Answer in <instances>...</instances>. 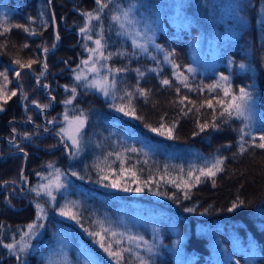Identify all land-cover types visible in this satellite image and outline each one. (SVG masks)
Here are the masks:
<instances>
[{
    "label": "trees",
    "instance_id": "1",
    "mask_svg": "<svg viewBox=\"0 0 264 264\" xmlns=\"http://www.w3.org/2000/svg\"><path fill=\"white\" fill-rule=\"evenodd\" d=\"M50 1L0 0V63L14 71L19 70V79L25 85L22 94L3 103L0 114V264H47L46 256L60 239L58 235L62 231L59 230L68 231L79 243L76 246H83L103 264H115V261L89 233L100 232L106 244L113 243L114 250L117 248L115 241L120 240V248L130 249L123 253L120 264H139L137 248L151 239L147 229L151 223L160 226L158 236L161 241H155L154 254L144 257L149 264H177V253H180L181 264H264V150L246 145L248 150L244 154L239 152L238 130L244 120L235 115L221 116L223 106L217 101L231 97H225L222 88L208 87L217 83L222 85L220 74L227 75L232 92L246 87L254 102L255 117L250 122L252 132L256 136L264 134V0H232L238 2L237 14L241 21L233 37L234 43L227 41L224 46L218 42L215 65L203 75H192L187 71L191 63L190 42L197 34L195 26L178 31L169 26L165 33H159L155 44L147 46V51L143 52L132 47L115 28L112 16L117 11L116 5L122 4L123 0H105L108 7L100 13L101 19L89 24L93 25L92 38L103 37L104 56L112 54L106 60L101 58L97 64L102 79L107 76L108 83L115 80V87H110L109 95L104 97L74 85L76 67L85 58L84 52L90 45L80 29L85 27L84 13H93L96 9L95 0H52L51 4ZM133 1L140 3L139 9L144 3L155 6L156 2H164ZM197 1L182 0L185 2L182 12L199 23ZM225 1L231 0L206 2L207 21L203 22V30L199 32L207 41L212 37L225 40L222 31L234 22L232 18L222 19L225 14L219 9ZM14 25L27 27L35 35ZM4 28L9 31L4 32ZM55 30L61 43L53 53L43 56L44 48L52 50L57 46ZM25 44L28 47H24ZM169 53L171 55L165 61L164 57ZM43 57L49 68L48 91L55 105L51 111L40 115L33 101L42 106L52 105L44 89L36 84ZM16 59L23 63L28 60L39 62L31 69L21 70L13 63ZM101 64L104 66L100 67ZM109 69L125 71L109 72ZM137 69L144 75L139 76ZM174 73L182 74L188 87L181 83L182 76L178 79ZM164 79L170 84L162 85ZM73 87L77 97L71 104L63 105L64 96ZM137 88L144 89L146 95L141 96ZM126 93H132L130 102ZM181 98H186L183 103ZM208 100L212 101L213 108L207 106ZM113 105L128 106L135 114L125 116ZM81 113L87 122L81 132L80 154L72 159L68 144L55 132L57 123L54 130L45 132L43 119L80 116ZM201 116L218 127L201 131L197 126ZM161 124L165 129L172 127L171 139L166 132L160 135L150 130ZM14 129L17 135L25 138L12 136ZM123 134L139 140L130 143ZM141 138L146 139L147 144H153L152 155L141 150ZM9 139L14 141L9 142ZM12 150L16 153L12 154ZM205 158L208 163L203 161ZM217 158L223 159V171L214 178L201 177V182L196 183L198 170L210 166ZM193 161L195 166L191 165ZM23 169L22 178L25 176L28 181L19 184ZM57 170L63 187L55 191L53 204L42 201L47 215L44 232L24 263L20 256L18 259L8 255L3 243L23 232L35 220L29 188L44 174L57 177ZM189 171L193 173L191 178ZM73 172L76 175H72ZM103 176L108 179L103 180ZM113 180H118L120 187L112 188ZM183 181H190L193 186L185 189ZM19 185L24 187L23 195H18ZM125 187L129 190L124 191ZM137 188L141 191L137 192ZM138 203L147 204V207L138 206ZM234 203L238 206L232 208ZM66 204L78 214L79 222L59 214ZM156 206L165 211L156 212ZM126 215L147 222L141 226L133 222L124 224L122 218L126 219ZM167 222L177 229L176 238L182 239L179 252L170 247L172 233ZM102 228L110 230L109 233L102 232ZM110 232L117 235L113 237ZM130 236L143 239L130 242Z\"/></svg>",
    "mask_w": 264,
    "mask_h": 264
},
{
    "label": "rangeland",
    "instance_id": "2",
    "mask_svg": "<svg viewBox=\"0 0 264 264\" xmlns=\"http://www.w3.org/2000/svg\"><path fill=\"white\" fill-rule=\"evenodd\" d=\"M212 2L215 1H219V0H208ZM52 2V0L50 1ZM197 5H196V10H199L198 12V18L197 21H199V23H197L195 21L194 18H189L188 16H185L182 12V6L185 4V2H182V0H164L159 2H156L155 6H151L150 4H146L144 3V6L142 9H139V4L140 3H136L133 0H123L122 4H117V11L114 12L113 15H120L121 16V20L124 21V18L122 16V13L127 11L128 12V20L131 21V23H127L125 22V28L121 29L119 27L118 23H114L116 26V30L118 33H120L121 37H124L125 39H127V41L133 46V38L136 39V41L138 43H142L145 44V46H149V45H154L156 39L158 38V35L160 32H166L169 26H172L174 28L175 31H178L179 29H187L189 30L191 27L195 26L197 28V34L195 33V36L192 38L191 42H190V55H191V63L190 65L187 67V71L189 74L195 75V74H205L207 73L209 70H211L213 68V66L215 65V62L217 60V56L219 54L218 52V47L217 44L218 42L220 43H224V46H227L225 42L227 41H231V43H234L233 37L235 36V31L238 28V25L240 24V19L238 17L237 14V1H225L223 2L222 7H220L219 12L225 14L223 18H232L234 20L232 25H229L226 30L222 31V36L225 40H223L221 37H218L217 40L215 39V37H212V39H208L209 41L205 40L203 38V35L199 32L202 31V27L204 26L203 22L207 21V16H205V14L208 12L206 9V2L207 0H198L197 1ZM208 3V2H207ZM248 2L245 3V5H247ZM240 5H242V3H239ZM98 7V6H97ZM96 7V9H97ZM149 11V14H151V16H149V14H147L146 12ZM171 12L169 15H166L165 12ZM213 12L210 11V14H212ZM95 11L93 12V15H95ZM153 16V17H152ZM97 21L99 20H92L89 24H95ZM88 24V26H89ZM93 25L89 26L88 28L90 29L85 35L86 36H91V32L93 30ZM140 33L139 36L136 35V33ZM55 34L57 36L56 30H55ZM91 34V35H90ZM150 37V40H147L146 38ZM99 37H93L91 40L88 39L90 41V45L89 47L86 48L84 54H85V58H82L81 62L84 60H89V57L92 56V61H95L96 66L98 67V62L100 61V57L96 54H91L88 49L90 48H95L96 45L94 44V40L98 39ZM57 41V46L52 49V50H57L58 46L60 45L61 41L56 40ZM136 49L141 50L138 47H134ZM51 51V50H48ZM47 51V52H48ZM145 52V51H143ZM139 53V52H138ZM143 54V53H142ZM165 60V57H164ZM233 60V58L231 57L230 62ZM166 61V60H165ZM80 61L77 65L76 68H78L77 73L74 75V85L76 88H80L82 90H87V91H91L92 93H95L99 96H105L103 94L102 91H98L96 87H88L87 84L89 82L92 81H97V82H102L103 79L99 76V72H92L89 71V68L92 66V62L90 61V63L88 65H84L82 64ZM230 62H228V66L230 64ZM46 63V60H45ZM80 66V67H78ZM5 69L8 70V83H7V92L5 93V95H11L12 91H16L17 94H22L21 89L24 90L25 85L23 83V81L19 78L16 77V71H14L11 67L4 65L2 63H0V71H5ZM189 69H191V71H189ZM47 74L45 75V71H44V77L40 76L39 77V82L36 81V84L38 85L39 88L44 89V94L46 96H48V98L51 100L50 98V94H49V89H46L44 87V85L48 84L47 83V79L46 77L49 75V68L47 66ZM81 74L82 75V79L80 81H77L75 79V76L77 74ZM221 76H227L224 74H220L219 77L221 78ZM45 78V80H44ZM86 78V79H85ZM185 77L182 76L181 79H184ZM220 81H222L220 79ZM229 82H225L222 81V85L223 86H227ZM4 86V80L3 77H0V87ZM48 88V87H47ZM245 88L246 87H242ZM239 89H236V92H232L230 90V92L232 94H239ZM248 91V90H246ZM90 92V93H91ZM13 97V96H11ZM77 97V93H75V96L73 97L72 91L70 90L67 94L66 97L64 96L63 101L71 99L72 102L73 100ZM9 100V99H8ZM7 100V101H8ZM52 101V100H51ZM3 103H5L3 100H0V108L3 109ZM253 101H251V112H250V117L252 119V117H255V111H254V107H253ZM45 105H48V107L46 108H38V110H46L43 112H47L49 111L48 108H51L50 106H52L50 103H47ZM63 105H66L63 103ZM69 105V104H67ZM36 106V105H35ZM36 109V110H37ZM3 110H0V114ZM42 112V114H43ZM176 112H179V109L176 110ZM40 113V115H42ZM176 115V114H173ZM66 116V115H65ZM65 116L61 115L58 118H53V119H43L45 120V124L42 125V128H44L46 131L45 132H49L54 130V127L50 130V124H52L53 126L55 125V123H57V129L55 130V132L57 133L58 136H60L63 141L68 144V150L71 149V158L75 159L79 156L80 151H81V133H80V144H79V148H75L72 145L71 140H68L67 137L65 136L64 133L61 132V129H68L69 128V122L72 120V116H67L68 120H65ZM43 118V116H42ZM85 119V123H84V127L86 125L87 119ZM49 121H51V123H49ZM47 122V123H46ZM208 122L207 117H202L201 116V120L197 121V126L200 129V125ZM251 122V120H250ZM210 124V123H209ZM46 126V127H44ZM84 127L81 129V132L83 131ZM18 132L17 130H13V134L12 136L17 137V138H25L23 136L20 137V135H17ZM123 138H125L126 140H128L130 143H134L135 141L139 140V138L132 136V135H128V134H123L122 135ZM146 139L141 138V150L144 152V154L146 155H152L153 153H151L152 150V145L153 144H147V142H145ZM10 141H14V139H9ZM13 148V147H12ZM13 151V150H12ZM16 152L13 151L12 154H15ZM73 153H75V155H73ZM192 160H194V158H192ZM205 163L207 162V159L205 158V160H203ZM192 166H195L196 164L194 163V161L191 163ZM211 165V163H210ZM24 169L21 172V177H20V183H24L26 184L28 179L24 176L22 178V174H23ZM48 172V171H47ZM50 173V172H48ZM41 175V174H40ZM53 181L55 182L57 180V177L51 176L49 174H44L42 176H40V179L38 180V182L33 185V187L29 188V193H31L32 195H30V204L32 205V207L34 208V212H35V220L30 223V224H39V225H43V227H40L37 231H36V235L32 236L30 239L26 238L28 240V248L25 250V252L23 254L20 255V257L22 258V262L25 263V257H27L28 253L31 252L32 250L36 249V247L38 246V241L41 239L43 232H44V221L47 217L46 215V209L44 207V203L42 202L43 200L49 204H53L54 200H50L48 196L44 195L43 193V189H40L41 185H47L49 183V181ZM22 189V192L24 191V187H22L21 185H19ZM17 187V189L20 190V187ZM37 189L40 190V195H37ZM13 190V189H12ZM15 192V190H13ZM55 188H53V195L55 196ZM132 194H135L132 193ZM145 202V201H144ZM147 203V202H146ZM40 204L44 210H45V215L43 217V219L38 220L37 219V209H36V205ZM150 205V203H147ZM147 204L142 205L140 203H138V206H143V207H147ZM149 211H155L156 212H163L165 211V209L156 206L154 209L153 208H147ZM127 218H122V223L124 224H128V222H133L136 226H141L143 223H146L147 220H141V219H136L133 216H128L126 215ZM142 221V222H141ZM142 223V224H141ZM29 225V224H28ZM28 225L25 227V229L23 230V232H19V234L16 237H12L10 239H8L7 241H4L3 243V247L5 244H10V243H14L16 244V246H19V243L21 241V237L24 235L25 232H28ZM152 225V226H151ZM151 225L149 224V228H147L145 225H143V227L147 228L149 230V235H150V240L148 241V244H145L143 246L140 245L139 248H137V253L140 254L139 256L145 257L146 255H150V253L147 251L148 247H152L155 243L156 240L161 241V237L158 236V231L160 229L159 225H154L151 223ZM167 228L171 231L172 233V240L170 242H172L173 244L170 245L171 249H173L174 252H179L181 251L180 249V245H181V238H176L177 236V229L173 228V225L171 222H167ZM142 230V229H141ZM62 231V233L60 235H58V241L56 243V245L54 244V248H52L50 250V255L47 257L46 256V260L45 262L47 264H103L101 259H98V257L92 253H89L83 246H76V244H79L77 241L75 242L74 239L72 238V236L70 235V233L66 230H59V232ZM129 240V239H128ZM130 242H135V241H130ZM153 243V244H152ZM170 244V243H169ZM5 248V247H4ZM169 248V247H167ZM6 252L8 253V255L10 256H17L12 254L11 252H9V250L7 248ZM170 250V248H169ZM138 256V255H137ZM177 264H181V259H180V253H177Z\"/></svg>",
    "mask_w": 264,
    "mask_h": 264
},
{
    "label": "snow or ice",
    "instance_id": "3",
    "mask_svg": "<svg viewBox=\"0 0 264 264\" xmlns=\"http://www.w3.org/2000/svg\"><path fill=\"white\" fill-rule=\"evenodd\" d=\"M96 5L98 6L97 9H95V15H93L92 12H87L84 13L85 17H86V21H85V27H82L80 29V32L82 34H86L90 29L88 28V24L92 21V20H100L101 16L100 13H102L104 11L105 8L108 7V3L105 2V0H95ZM128 12L125 11L122 13V16L124 18V21H126L127 23H131L130 20H128ZM112 20L116 23L119 24V27L121 29L125 28V22L121 20V16L120 15H113L112 16ZM14 27L17 28H22L25 32H29L31 35H35L34 32H31L30 29H28L27 27H24L22 25H14ZM4 32L9 31V28H4L3 29ZM137 36L140 35V33H136ZM87 39H92L91 36H86ZM56 40H59V35H57L55 37ZM102 39L103 37L101 36L100 38L94 40V44L96 45L95 48H90L88 49V51L91 54H96L98 55L100 58L102 59H108L110 58V56L112 55L111 53L109 54V56H104L102 49L104 48V45L102 43ZM147 40H150V37L146 38ZM133 46L134 47H138L141 49V51H147V48L145 46V44L142 43H138L136 41L135 38H133ZM24 47H28L27 44L24 45ZM53 47H55V44H53ZM158 47V46H157ZM44 52H47L48 49L44 48L43 49ZM171 55V53L167 54L165 56V60H168V56ZM90 61L92 62V66L89 68V71L92 72H99V68L96 66L95 61H92V56L89 57V60H84L81 63L84 65H88L90 63ZM39 61L37 60H28L27 63H23L21 60L16 59L13 61L14 64L19 66V69H31L33 64L38 63ZM104 65H100V67H103ZM79 67V66H78ZM173 67L175 68L176 65L174 64ZM241 68H244V65L241 64L240 65ZM47 69V64H44L39 76H37V82H39V77L44 75V70ZM112 71H116V72H121V71H125V69H109V72ZM139 76H143L144 73L140 72L139 69L136 70ZM189 71H191V69H189ZM16 77L19 78L21 75V72L18 70L16 71ZM175 75H177V78L179 79L182 74L179 73H174ZM0 77H3L4 80V86L0 87V100H3L5 103L7 102L8 99H11V96H15L17 95L16 91H12L11 95H5V93L7 92V83H8V70L5 69V71H0ZM75 79L77 81H80L82 79V75L81 74H77L75 76ZM86 79V78H85ZM222 81L227 82L228 81V77L227 76H221L220 78ZM181 83L184 85V87H188V84L186 82V78L185 79H181ZM162 85H169L170 81L168 79H164L161 81ZM88 87H96L98 91H102L103 94L105 96L109 95V91L108 89L114 88L115 87V80H113L111 83H108V77L105 76L103 77V81L102 82H97V81H92L89 82L87 84ZM45 88L48 87V85H44ZM210 89L212 88H222L223 92H224V96L225 97H231L228 100H218L217 103L223 106V111L221 112V116L227 115L228 117H232L233 115L236 116V118L240 119L243 118L244 120V124L243 126L238 130L239 132V152L241 154H244L248 148H246V145H248V147H254V148H258L261 150H264V134H260L259 136H256L253 134L252 129H251V125H250V112H251V101H252V95L250 92L246 91L245 88H240L239 89V94H232L230 92V85L227 86H223L220 83L214 84V85H210L208 86ZM73 97L75 96L76 93V88L73 87L71 89ZM137 91L139 92V94L141 96L146 95V91L144 89L141 88H137ZM177 91L179 92V89H177ZM22 92V89H21ZM126 95L129 97V102L131 100L132 97V93H126ZM26 98V97H25ZM114 98V97H113ZM186 98H181V103L184 102ZM32 103L36 104V107L38 108H46L48 107V105H40L38 104L36 101H33ZM64 104H71L72 100L68 99L63 101ZM207 106L209 108H213V103L211 100H208L207 102ZM114 106V105H113ZM115 107V106H114ZM0 110H3L2 108H0ZM115 110L117 112H122L125 116H129V115H134L135 114V110L129 108L128 106H119V107H115ZM215 112V110H214ZM215 119V114L214 117ZM65 120H68L67 115L65 116ZM49 123H51V121H49ZM84 123H85V119L83 117V113H81L80 116H74L72 118V120L69 122V128L68 129H61V132L65 134V136L67 137L68 140H71L73 147L75 148H79V144H80V133H81V129L84 127ZM217 128L218 125L215 123L209 124L208 122H205L203 124L200 125V130L204 131L206 128ZM153 132H157L160 135H165V132L167 134V137L169 139L172 138V134H173V129L172 127H168L165 129V126L163 124H161V126L159 128H151L150 129ZM245 136L251 137L250 140H245ZM21 151H23V149H21ZM133 151H135V149H133ZM25 155H27V153H25ZM73 155H75V153H73ZM123 160H121V168L123 171ZM223 164V159L222 158H217L210 166H206L203 168H200L199 171V175L195 176V182L196 183H200L201 182V177H205V178H214L217 173L223 171L221 165ZM49 167H51V165H49ZM57 180L55 182L53 181H49V183L47 185H41L40 189H43V193L44 195L48 196L50 200H55V196L53 195V188H55V190H59L60 188L63 187V185L59 182V176L61 175L59 173V170H57ZM72 175H76L75 172L72 173ZM133 176H135V173H132ZM193 175L192 171L188 172V177L191 178ZM103 180H107L108 177L107 176H103L102 177ZM172 183L176 186V187H180V184L177 183L176 181H172ZM184 187L185 189L191 188L193 185L190 181H183ZM215 184V180L213 179V185ZM105 187L109 186V185H104ZM112 188H118L120 187L119 181L118 180H113L111 182L110 185ZM124 191H128V188H123ZM37 195H40V190L37 189ZM137 192L141 191L140 188L136 189ZM187 196V193H186ZM242 203V201L240 202ZM238 205L236 203H234L232 205V208L237 207ZM36 209H37V219H43L44 215H45V210L44 208L40 205L37 204L36 205ZM232 209L230 208L229 211H231ZM186 211H191V209H186ZM61 216H65L69 219H74L78 221V214L74 213L73 211H71V209H69L68 205H64L61 207L60 209V213ZM43 227V225H39V224H29L28 225V232H25L24 235L21 237V241L19 243V246L17 247L16 244L14 243H10V244H5L4 247L7 248L9 250V252H11L14 255H17V258L19 259V256L21 254H23L25 252V250L28 248V240L26 238H31L32 236L36 235V231L40 228ZM87 231V230H86ZM102 232L104 233H109L110 230L108 229H101ZM91 236H93L94 240L99 244L100 248L103 249V251L105 253H107V255L109 256V258L113 259L115 261V264H120V261L123 260V253L125 251H130V249H123L120 248V240H116L115 244L117 245V248L114 250L113 249V243L112 242H108L107 244L105 243V240L103 237H101V233L100 232H91L89 233ZM110 235L115 237L117 235V233L115 232H110ZM121 236L123 235L122 233L120 234ZM99 238V239H97ZM128 239L130 241H136V240H142V237H128ZM147 251L150 253V255L154 254L153 252V248L152 247H148ZM137 259L139 260V264H149V260H145L144 257L142 256H137Z\"/></svg>",
    "mask_w": 264,
    "mask_h": 264
},
{
    "label": "water",
    "instance_id": "4",
    "mask_svg": "<svg viewBox=\"0 0 264 264\" xmlns=\"http://www.w3.org/2000/svg\"><path fill=\"white\" fill-rule=\"evenodd\" d=\"M50 4H51V2H50ZM51 11V10H50ZM51 16H52V11H51ZM55 50H51V51H48V52H43V56L46 54V53H53ZM45 64V59H44V57H43V65ZM47 69H45V75L47 74ZM44 75V76H45ZM43 76V77H44ZM46 89H48V88H46ZM50 98H51V100H52V106H51V108L49 109V111H51L53 108H54V105H55V100H54V98L52 97V96H50ZM43 111H45V110H41L40 111V113L42 114V112ZM53 128V125L52 124H50V130ZM25 167H26V162L24 163V169H25Z\"/></svg>",
    "mask_w": 264,
    "mask_h": 264
},
{
    "label": "flooded vegetation",
    "instance_id": "5",
    "mask_svg": "<svg viewBox=\"0 0 264 264\" xmlns=\"http://www.w3.org/2000/svg\"><path fill=\"white\" fill-rule=\"evenodd\" d=\"M17 191H18V195H23V194H22L23 192H22L21 189H20V190L18 189Z\"/></svg>",
    "mask_w": 264,
    "mask_h": 264
}]
</instances>
